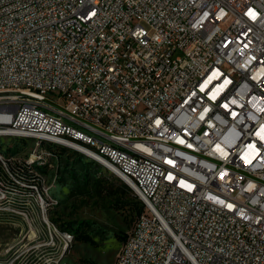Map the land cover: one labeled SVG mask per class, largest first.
Masks as SVG:
<instances>
[{
	"label": "built area",
	"instance_id": "1",
	"mask_svg": "<svg viewBox=\"0 0 264 264\" xmlns=\"http://www.w3.org/2000/svg\"><path fill=\"white\" fill-rule=\"evenodd\" d=\"M10 126L112 164L141 200L113 264H264V0H0ZM16 161L44 162L0 160V223L40 221L58 252L74 235L45 177L11 182Z\"/></svg>",
	"mask_w": 264,
	"mask_h": 264
},
{
	"label": "rangeland",
	"instance_id": "2",
	"mask_svg": "<svg viewBox=\"0 0 264 264\" xmlns=\"http://www.w3.org/2000/svg\"><path fill=\"white\" fill-rule=\"evenodd\" d=\"M12 138L0 137V152L10 158L12 154L43 157L44 162L35 163L27 179L46 178L53 205H57L49 211V218L59 231L73 234L74 241L66 247L62 239L56 252L47 233L35 234L32 226L41 228L40 221H35L32 229L22 222L0 223V264L116 262L125 235L141 216L137 214L141 200L124 187V181L84 154L28 138ZM50 152L56 157L49 156Z\"/></svg>",
	"mask_w": 264,
	"mask_h": 264
},
{
	"label": "bare ground",
	"instance_id": "3",
	"mask_svg": "<svg viewBox=\"0 0 264 264\" xmlns=\"http://www.w3.org/2000/svg\"><path fill=\"white\" fill-rule=\"evenodd\" d=\"M13 134H20V126H10L9 131L0 130V137L12 138ZM19 138L31 139V134L30 132H23L22 134L19 135ZM73 145H80V148H89V154L91 157H98L104 159L112 158V151L110 149L89 147V141H80V138H73ZM64 148L72 149V144H65ZM0 160L13 161V158H10L9 156H6L5 154L0 152ZM97 163H99L100 165L108 169L110 172L117 175V168H113L112 164H103V162H97ZM34 164L35 163L28 165L22 161H16V164H12L13 173H11V182L13 184L29 185L30 182L28 181L27 177L32 174ZM2 173L10 174V166H2ZM140 223H141V216L136 220L134 226H139ZM127 239H129V234L127 236ZM64 240L66 243V247H68L69 242H71V240L69 239H64ZM120 258H121V253L118 255L116 262H119Z\"/></svg>",
	"mask_w": 264,
	"mask_h": 264
},
{
	"label": "trees",
	"instance_id": "4",
	"mask_svg": "<svg viewBox=\"0 0 264 264\" xmlns=\"http://www.w3.org/2000/svg\"><path fill=\"white\" fill-rule=\"evenodd\" d=\"M8 153H10V152H8ZM10 154H12V153H10ZM12 155H14V154H12ZM124 187H125V188H128V186H127L126 184H124ZM98 189H99L100 191L103 189V187H102L101 184L98 186ZM143 211H144V205H143V203L141 202V207H140V209H139L138 212H137L138 216H139ZM126 238H127V235H125L124 240H125ZM84 240L87 241V242L90 241L88 237H87V238L85 237Z\"/></svg>",
	"mask_w": 264,
	"mask_h": 264
}]
</instances>
